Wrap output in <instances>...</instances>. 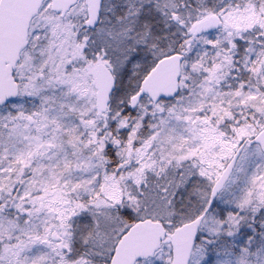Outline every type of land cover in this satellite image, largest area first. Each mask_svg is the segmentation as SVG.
<instances>
[{
    "label": "snow or ice",
    "instance_id": "snow-or-ice-1",
    "mask_svg": "<svg viewBox=\"0 0 264 264\" xmlns=\"http://www.w3.org/2000/svg\"><path fill=\"white\" fill-rule=\"evenodd\" d=\"M0 264H264V0H0Z\"/></svg>",
    "mask_w": 264,
    "mask_h": 264
}]
</instances>
